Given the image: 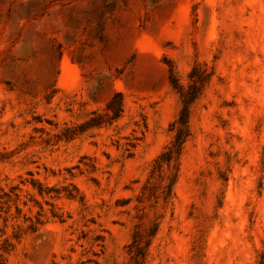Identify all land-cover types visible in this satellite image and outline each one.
<instances>
[{"label":"rangeland","instance_id":"obj_1","mask_svg":"<svg viewBox=\"0 0 264 264\" xmlns=\"http://www.w3.org/2000/svg\"><path fill=\"white\" fill-rule=\"evenodd\" d=\"M196 66L165 200L172 78L187 92ZM118 93L121 117L89 125ZM3 192L0 264H134L153 225L143 264H264V0H0Z\"/></svg>","mask_w":264,"mask_h":264},{"label":"trees","instance_id":"obj_2","mask_svg":"<svg viewBox=\"0 0 264 264\" xmlns=\"http://www.w3.org/2000/svg\"><path fill=\"white\" fill-rule=\"evenodd\" d=\"M199 73L200 68L196 66L191 74V79L193 83L187 92L184 91V88L181 86V84L176 78H172V85L174 89L180 94V97L182 99V109L175 123L176 131L174 139L171 144L166 148V150L155 160L154 167L151 171L152 179L156 176L157 173L161 176L165 168H167V170L169 171V176L167 178L168 182L162 188V194L165 200L169 199L174 195V187L177 182L180 170V158L183 154L185 144L191 135V106L199 98L204 87L209 82L208 76L199 78ZM123 111V96L121 95V93H118L107 105L105 113L101 115L94 113V115L88 121V124L91 126L112 124L114 121L121 117ZM66 131H69V129H66ZM15 189L16 187L12 188L11 192H13ZM53 191L56 192L53 189H45L44 191L42 189V186L39 187L40 195H44V193L50 194ZM145 191H147V187L145 188ZM151 196H155V193H151ZM11 200L12 198L10 192H3L2 194H0V208L4 209V206H8ZM17 210L19 211L18 208ZM29 229L33 232L37 231L35 225H31ZM157 230V226L153 225V227L150 228V230L147 232L148 235L144 236L140 232H137L134 235L133 241L130 244V249L134 254V264H143L142 261L145 259L147 249L150 245V238H153L155 236Z\"/></svg>","mask_w":264,"mask_h":264}]
</instances>
